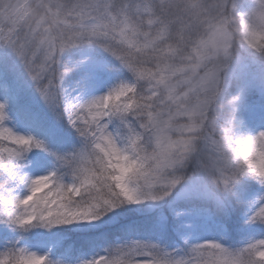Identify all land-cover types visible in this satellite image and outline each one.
Instances as JSON below:
<instances>
[{
	"label": "clouds",
	"instance_id": "1",
	"mask_svg": "<svg viewBox=\"0 0 264 264\" xmlns=\"http://www.w3.org/2000/svg\"><path fill=\"white\" fill-rule=\"evenodd\" d=\"M10 3L11 0H0V9ZM59 3L68 11L78 5L86 7V15L77 20L83 33L107 30L106 38L85 39L70 51H102L104 46H110L123 57L121 66L127 73L128 90L108 103L127 107L128 111L125 122L113 121L106 134L115 139L122 154L137 162L139 172L132 177L133 186H138L144 195L159 194L167 191L168 181L179 177L172 194L195 184L215 199L232 201L239 185L225 189L231 178L242 171L241 182L255 183L264 191V130H245L239 115L247 86L245 70H256L264 86V0ZM98 143L106 147L103 141L91 139L85 145L77 137L72 147H86L95 160L103 156ZM111 175L116 176L117 172L114 170ZM64 182H69L67 177ZM116 183L120 181H115L113 187ZM194 200L205 203L209 215L218 214L215 200ZM8 211L20 215L24 208L0 204V215ZM180 216L174 213V218ZM240 218L243 226H255L249 225L247 217ZM0 226L14 234L0 244V253L22 247L44 254L33 251L23 241L31 230L46 229L32 227L22 231ZM180 227L181 243L175 248L183 249L181 255L188 264H264L255 256L262 247L259 242L264 241V232L231 244L221 236L193 239L189 234L190 221H183Z\"/></svg>",
	"mask_w": 264,
	"mask_h": 264
},
{
	"label": "snow or ice",
	"instance_id": "2",
	"mask_svg": "<svg viewBox=\"0 0 264 264\" xmlns=\"http://www.w3.org/2000/svg\"><path fill=\"white\" fill-rule=\"evenodd\" d=\"M86 12L84 5L68 11L59 0H11L8 7L0 9V50L7 54L0 56V94L3 96L0 99V204L12 209L24 208L20 215L15 211L0 215V225L22 231L32 227L51 230L71 225L92 226L105 218L115 221L121 210L151 213L165 204L180 216L182 213L174 208L177 199L199 198L215 200L220 215L238 212L240 217L248 218L249 225L258 226L264 232L261 227L264 191L258 188L250 195L248 182H241L242 171L231 178L225 189L239 185L238 195L232 201L215 199L195 184L186 186L173 197L172 189L179 183V177L168 181L167 191L159 194L144 195L138 186H133L132 177L139 172L137 162L122 154L115 139L106 134L113 121L125 122L128 111L127 107L122 109L118 104L108 103L128 90L126 76L114 66L123 69V57L110 46L99 51L103 55L81 50L79 57L68 56L70 49L77 48L85 39L106 38L107 30L87 34L81 31L77 20ZM9 56L13 58L11 63ZM70 73L77 79L69 87L66 77ZM25 78L46 117L31 104L21 103V81ZM10 106L15 107L18 122L32 131L15 130ZM55 125H66L85 145L89 139L103 141L106 147L97 144L102 158L97 156L93 160L86 147L59 146L63 141ZM30 153H45L51 159L52 170L38 176L28 174L29 164L40 167L46 163L38 155L30 161ZM114 170L116 176L111 175ZM65 177L68 183L64 182ZM117 180L120 183L113 187ZM147 204L153 207H146ZM153 222L157 231L162 232L167 218L159 212ZM136 231L135 226H126L122 237H116L91 254L60 244L57 253L62 260H52L51 250L39 255L16 247L0 253V264H72V261L75 264H188L181 255L183 249L173 247L169 251L161 246L159 237L141 238L133 234ZM259 243L262 247L255 256L264 261V241ZM184 244H188L187 238ZM95 246L96 241L87 245L89 249Z\"/></svg>",
	"mask_w": 264,
	"mask_h": 264
},
{
	"label": "trees",
	"instance_id": "3",
	"mask_svg": "<svg viewBox=\"0 0 264 264\" xmlns=\"http://www.w3.org/2000/svg\"><path fill=\"white\" fill-rule=\"evenodd\" d=\"M96 53V54H95ZM95 55H101L98 52L94 51ZM7 55L4 50H0V56ZM80 53L78 51H72L68 54V56L76 58L79 57ZM9 63L12 62L13 58L8 57ZM64 58H62L63 62ZM113 63V61H109ZM114 66L119 70L122 76H127V73L124 72L123 69H119L118 65ZM17 71H19V66H17ZM254 73V74H253ZM252 75L250 77L245 78L247 86L243 92L242 99L240 102V111L239 115L241 118H246L245 108L242 105H256L260 109L264 111V89L261 86L259 80V74L256 70H253ZM253 76L254 78L253 80ZM77 76L74 73H70L68 77H66V86L72 85L74 83ZM22 84V92L20 101L22 104H31L34 109L38 110L42 116L46 117V112L39 107L33 101V90L27 86L26 78L21 81ZM262 88V89H261ZM263 92V94L260 93ZM10 110L15 117L16 109L14 106H10ZM264 113V112H263ZM246 120H248L246 118ZM260 121L264 123V114L261 116ZM58 129L59 136L62 138L63 143L59 146L63 148H69L77 143V138L75 134L71 131V129L67 128L66 125H55ZM56 146V145H54ZM39 158L46 161L45 164H48L51 159L46 156V154L41 153ZM258 190V186L255 183L248 182V192L249 194H254ZM183 210H191V209H206L208 206L194 199H182L177 204ZM156 213L145 214L144 212L137 211L135 209L121 210L119 215L115 221L107 222L103 227L99 228L95 231L89 232H74L68 227L53 229V230H44L41 232L39 239L41 238L46 244H56L53 248L52 252L54 254L57 253V247L62 244L65 248L70 250L83 249L84 251L91 254L92 252H98L104 246L111 243L116 237H122L124 235L123 229L126 226H135L137 231L133 233L136 236H146L149 238H161L164 244H173L176 242L175 234L172 232V227L168 223H166V227L162 232L157 231L154 226L153 217ZM213 219L221 224L227 226L228 231L224 233L226 235V239L230 241V243H235V241L239 240L242 236L246 235V233H239L236 225L242 224L240 220V215L238 212H232L228 216L214 214L212 215ZM237 230V231H236ZM62 237H67L66 240H62ZM91 241H96V246L94 248L89 249L87 245ZM58 254V253H57Z\"/></svg>",
	"mask_w": 264,
	"mask_h": 264
},
{
	"label": "rangeland",
	"instance_id": "4",
	"mask_svg": "<svg viewBox=\"0 0 264 264\" xmlns=\"http://www.w3.org/2000/svg\"><path fill=\"white\" fill-rule=\"evenodd\" d=\"M99 54L103 55L99 51H96ZM96 54V53H95ZM254 69H247L245 70V78H249L250 75H252ZM254 74V73H253ZM256 78V76H253V80ZM27 84V82H26ZM28 86V84H27ZM71 86V85H70ZM69 86V87H70ZM260 87H263L262 85ZM29 88V86H28ZM31 88V87H30ZM262 89V88H261ZM264 89V87H263ZM32 90V89H30ZM261 94H263L262 91H260ZM33 95V101L43 109V107L39 104L37 97L35 96L34 91L32 92ZM3 96L0 94V99H2ZM245 108V113H246V118H242L244 122V129L255 133L256 131L259 130H264V123L260 121L261 116L264 114L263 110L260 109L256 105H242ZM44 110V109H43ZM45 111V110H44ZM10 118L12 120V123L16 125L15 130L18 132H26V131H32L31 129L25 128L21 123L18 122L17 117L13 115V113L9 112ZM9 126H12L11 124ZM41 153H30L29 154V160L31 161L34 156H39ZM45 154V153H43ZM52 162L49 161L48 164H44L40 167H34L33 165L29 164V167L26 169L28 174L32 176H38V175H43L46 172L52 170ZM173 197H176V193L173 194ZM184 198H180L176 200V203L174 205L175 211H179L182 213V215L178 218H174V212L171 211L167 205H163L160 209H156L151 213H156L158 214L159 212H163L164 216L167 218V223L171 225L172 227V232L175 234L176 237V242L173 244H164L159 238V242L168 248H173L178 245H180L181 240L180 236L182 234V230L180 225L182 224L183 221H190L191 222V230H190V235L193 239L197 240H203L207 239L212 236H221L224 235L225 232L228 231V228L226 225L221 224L220 222H216L212 215H209L205 209H191V210H183L181 209L177 204L179 201H181ZM145 214H151L149 212H144ZM241 220V218H240ZM112 220H109L108 218H105L104 221L97 222L95 225L92 226H62L60 228L68 227L74 232H89V231H95L98 230L99 228L103 227L107 222H111ZM237 230L239 233H246V235L242 236L239 240L235 241V243L231 244H240L244 241H246L249 238L258 236L261 234L262 230L258 226H243L242 224L236 225ZM54 229H59V228H54ZM53 230V229H51ZM236 230V231H237ZM44 230L42 229H33L31 230L23 243H25L30 249L33 251H36L38 253H45L51 250L50 255L53 257H59V255L56 253L54 254L52 252L53 248L56 246V244H46L41 238L39 239V236L41 235V232ZM49 231V230H48ZM13 233H10L6 228L3 226H0V244H3L6 240L11 239L13 237ZM141 238H146V236H139ZM149 238V237H147ZM62 240H66L67 237H62ZM156 239V238H152ZM227 241L230 243V241L227 239Z\"/></svg>",
	"mask_w": 264,
	"mask_h": 264
}]
</instances>
